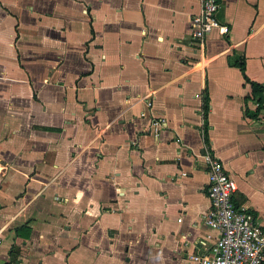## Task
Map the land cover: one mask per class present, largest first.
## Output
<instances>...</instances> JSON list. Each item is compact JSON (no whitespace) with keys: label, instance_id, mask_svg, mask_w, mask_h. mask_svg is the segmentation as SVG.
Listing matches in <instances>:
<instances>
[{"label":"crops","instance_id":"1","mask_svg":"<svg viewBox=\"0 0 264 264\" xmlns=\"http://www.w3.org/2000/svg\"><path fill=\"white\" fill-rule=\"evenodd\" d=\"M220 3L199 46L198 0H0V264H197L204 144L264 226V89L230 61L264 84V0Z\"/></svg>","mask_w":264,"mask_h":264},{"label":"built area","instance_id":"2","mask_svg":"<svg viewBox=\"0 0 264 264\" xmlns=\"http://www.w3.org/2000/svg\"><path fill=\"white\" fill-rule=\"evenodd\" d=\"M199 9L190 15V38L202 45L204 36L212 27L220 32L227 25L221 22L216 12L220 0H198ZM150 105V100H146ZM150 124L155 135L159 134L161 118L151 117ZM205 163L207 175L206 195L209 207L204 220L217 229L207 253L191 252L188 260L197 264H261L264 253V226L252 212L241 205H236L232 192L236 182L206 144L198 153Z\"/></svg>","mask_w":264,"mask_h":264},{"label":"trees","instance_id":"3","mask_svg":"<svg viewBox=\"0 0 264 264\" xmlns=\"http://www.w3.org/2000/svg\"><path fill=\"white\" fill-rule=\"evenodd\" d=\"M232 62H235L237 63L241 70H242V73H243V76L245 78V80L248 81L249 85H250V92L249 94H247L248 97H255L257 98L258 100H261L262 98V95H261V92L262 90L264 89V84L258 82V81H255V80H251L249 79L246 74L244 73V61H243V58L240 57V58H237V59H232L230 60ZM259 106V105H258ZM258 106H256V108L254 110H249L247 108H245V112L249 115H254ZM202 113H203V119H204V126H203V137L204 139L206 140V126H207V123H206V110H207V95L206 93L204 92L203 94V103H202Z\"/></svg>","mask_w":264,"mask_h":264}]
</instances>
